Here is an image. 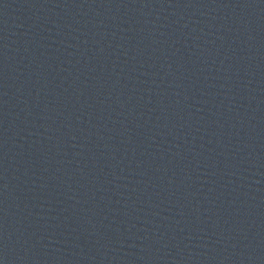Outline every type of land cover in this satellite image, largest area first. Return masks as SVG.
Returning a JSON list of instances; mask_svg holds the SVG:
<instances>
[{
	"label": "water",
	"instance_id": "obj_1",
	"mask_svg": "<svg viewBox=\"0 0 264 264\" xmlns=\"http://www.w3.org/2000/svg\"><path fill=\"white\" fill-rule=\"evenodd\" d=\"M0 264H264V0H0Z\"/></svg>",
	"mask_w": 264,
	"mask_h": 264
}]
</instances>
